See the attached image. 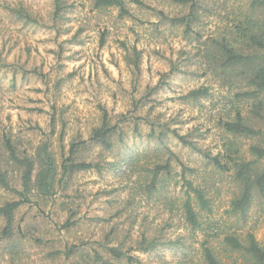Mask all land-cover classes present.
Listing matches in <instances>:
<instances>
[{
    "label": "rangeland",
    "instance_id": "obj_1",
    "mask_svg": "<svg viewBox=\"0 0 264 264\" xmlns=\"http://www.w3.org/2000/svg\"><path fill=\"white\" fill-rule=\"evenodd\" d=\"M141 1L144 6L128 5L132 17L121 19L117 9H96L91 0H69L67 13L55 22L53 0H0L1 133L21 137L31 152L42 140H50L60 161L63 147L67 153L74 139L90 137L93 128L100 125L104 109L113 124L121 115L142 118L138 121L142 137L135 133L133 119L120 123L126 134L125 145L116 138L119 148L109 153L108 161H126L140 154L138 170L166 160L173 166L172 176L164 180L167 182L161 191L150 197L130 191L129 186L136 183L137 187L144 178L138 173L130 181L124 179V163L117 173H77L70 187L59 189L49 203L25 204L18 210L12 240L3 238L0 222V264H13L14 255L18 257L16 264H87L88 255L94 257L97 252L114 264H127L126 260H113L103 245H121L144 264H180L183 251L164 246L142 253L134 249V241L146 232L162 239L184 236L191 244L197 242L179 208L185 191L184 166L189 168L185 171L187 178L206 182L209 188L214 211L204 214L205 220L224 231L254 229L258 239L263 238V198L256 200L247 223L229 216L237 192L234 168L216 169L203 153L184 145L173 133L169 132L162 142L148 137L152 128L160 134L164 129L161 125H167L195 142L202 152L220 154L223 163L228 161L226 146L231 141L244 159L255 158L250 147L259 144L257 139L234 138L218 126L219 110L226 104L228 93L212 74L203 75L199 61L205 43L210 47L215 39L226 37V31L249 12L252 0H201L204 5L198 8L188 33L185 26H173L164 17L189 16L190 4ZM20 6L42 25L33 26L14 17L9 8ZM252 15L257 17L258 13ZM135 48L141 56L139 69L127 60L134 57ZM189 56L195 58L189 60ZM173 66L179 69L173 71ZM209 82L215 87L214 99H203L202 104L182 99ZM134 103L139 106L134 108ZM217 103L219 107H215ZM53 116L58 128L48 136ZM61 118L66 124L64 136ZM148 120L157 125L150 126ZM99 151L93 149L84 157L90 161ZM259 165L264 167V160ZM130 194L136 201L127 206ZM13 198L0 189V206ZM71 213L73 225L64 228ZM72 246L77 247L74 254L68 252ZM190 254L198 263L199 253ZM239 257L235 254L233 260Z\"/></svg>",
    "mask_w": 264,
    "mask_h": 264
},
{
    "label": "trees",
    "instance_id": "obj_2",
    "mask_svg": "<svg viewBox=\"0 0 264 264\" xmlns=\"http://www.w3.org/2000/svg\"><path fill=\"white\" fill-rule=\"evenodd\" d=\"M69 0H53V17L57 22L59 18L66 14ZM96 9H117L121 19L132 17L133 14L129 4L144 6L141 0H91ZM183 5L190 4L192 13L186 17L169 18L164 17L173 26H185L186 32L191 30V24L197 19L198 8L204 5L201 0H173ZM10 12L14 17L23 20L26 24L41 26V21L30 14L26 8L10 7ZM254 17L252 14H257ZM226 37L215 39L214 43L201 51L200 67L204 69L205 77L212 74L221 81V86L227 91L225 96L226 104L221 105L219 110L221 116L218 118V126H221L224 133L234 138L246 137L255 138L259 144L250 147L251 154L255 157L247 161L240 155V150L236 148L233 141L227 144L228 161L222 162L221 155H212L202 152L195 142L188 140L186 136H181L176 130H171L164 126V129L157 134L154 128L148 134L150 138L163 141L167 134L173 133L184 145L198 153H203L206 161L210 162L216 169L231 171L234 168L233 178L237 185V192L231 200L229 216L234 217L238 222L247 223L249 212L257 199H264V167L259 163L264 160V0H252L250 9L237 25L226 31ZM204 46V45H203ZM208 47V48H207ZM193 60L195 57H188ZM130 64L136 69L140 68L141 56L135 48L134 57H127ZM206 61V62H205ZM194 64L190 63V66ZM206 65V69H205ZM178 66H173V71H177ZM215 87L212 82L191 90L182 99L192 100L202 104L203 99H214ZM215 104V107H219ZM217 105V106H216ZM139 105L133 104L136 108ZM138 109V108H137ZM223 113V114H222ZM112 117L106 110H102L101 123L93 128L90 137L83 140L81 137L74 139L68 152L62 149L60 161L52 151L50 140H42L34 151H30L24 146V141L19 136H14L9 132H0V189L14 195V198L0 206V222L3 224L1 233L3 238L12 240L15 236L16 214L25 204L41 205L52 201L58 194V190L66 191L77 173L95 170L99 173L103 171L120 172L122 163L125 168L123 176L127 181L132 180L138 173L139 178L144 180L136 187L129 186L132 193H144L153 196L160 192L161 186L172 176L173 166L170 160L165 162H155L152 167L137 169L140 164V157L133 156L129 160L108 161L109 153L125 145V131L121 124L130 120L135 122V133L143 136L139 130L138 121L142 118L133 115L128 118L126 115L119 117V122H112ZM146 119V118H143ZM254 121L262 123L256 126ZM64 123V119L61 118ZM121 123V124H120ZM147 123L150 126L157 124L151 120ZM160 125V124H159ZM58 124L54 116L51 120V132L48 136H53L57 132ZM66 124H63L61 136H64ZM163 145V143H161ZM93 149H99L98 156L92 157L90 161L85 159V154ZM173 154V153H172ZM232 167V168H231ZM183 186L184 196L179 206L182 218L186 225L190 227L192 233L198 239L195 244H191L184 236H179L175 240L162 239L163 236H148L146 232L134 241L135 250L142 253L154 252L159 247H170L174 251H183L180 264H264V236L258 239L255 230L249 229L241 232V228L233 232L224 231L221 226L215 225L204 219V214H212L214 211L213 200L210 197L209 188L206 182L197 183L196 179L187 178L185 171L189 168L184 166ZM188 171V170H187ZM194 171V170H190ZM195 172V171H194ZM164 180H167L164 182ZM130 194L126 205H132L136 201V196ZM71 218L64 224V228H70L73 223ZM200 234L202 235L200 238ZM192 236V238H195ZM108 238V237H107ZM192 241V240H191ZM197 244V248L194 247ZM106 252L113 260L120 262L126 260L127 264H144L138 257L130 255L120 246L103 245ZM76 246L68 248L69 253H75ZM193 249V251H192ZM199 253V262L192 260L193 254ZM235 254L242 258L234 259ZM13 264L18 260L17 256H12ZM90 260L87 264H114L103 254L97 252L94 257L88 255ZM85 260V261H86ZM78 264H81L78 262Z\"/></svg>",
    "mask_w": 264,
    "mask_h": 264
}]
</instances>
